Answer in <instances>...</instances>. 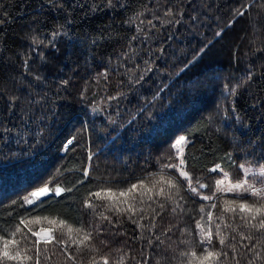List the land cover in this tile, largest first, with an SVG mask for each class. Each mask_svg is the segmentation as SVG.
<instances>
[{
    "label": "trees",
    "instance_id": "1",
    "mask_svg": "<svg viewBox=\"0 0 264 264\" xmlns=\"http://www.w3.org/2000/svg\"><path fill=\"white\" fill-rule=\"evenodd\" d=\"M181 159L199 195L167 167ZM217 164L233 181L264 164V0H0V230L25 257L0 264H35L36 247L40 264H200L191 251L222 247L223 264H264L239 210L258 198L221 190ZM48 236L66 243L33 246Z\"/></svg>",
    "mask_w": 264,
    "mask_h": 264
},
{
    "label": "snow or ice",
    "instance_id": "2",
    "mask_svg": "<svg viewBox=\"0 0 264 264\" xmlns=\"http://www.w3.org/2000/svg\"><path fill=\"white\" fill-rule=\"evenodd\" d=\"M236 12L238 15L243 16L244 15L243 5L241 6V8L237 9ZM73 139H69L67 141V144H72ZM187 140H188V138L186 136H180L175 141V143L172 145V147L176 148V146L184 144ZM188 142L190 143V141H188ZM180 151L182 153L183 149H180ZM230 158H231V156L229 154V159ZM89 159H91V157H89ZM184 164H185V161L183 159H181L179 161V164L167 165V167L176 168L179 171V175L184 177V179L188 182L189 190L192 193L199 195L198 189L195 187H191V178H190L189 173L187 171L182 170V168H181V166ZM239 167L243 170L245 178L242 180H237L235 183H232L231 187L228 189V191L237 192V194L240 195L243 199H247L249 197H257L258 198V200L251 205H249L247 203H241L239 205L240 212L247 214L244 216H240V219L242 221H244V225H243L244 227L256 229L258 232H261L262 234H264V202H261V201H264V188H255L253 185L249 184L248 178H247L249 170L243 164L239 165ZM217 170H220L223 173V170L221 169L219 164H217L214 168L210 169V171H213V172H215ZM85 175H87V171H85ZM223 175L227 176V173H223ZM257 175L264 178V164L258 165ZM157 182L159 183V181H157ZM260 182L262 184H264V179H261ZM165 183L169 184L171 187H177L178 186V185L172 183V181H170V180L165 181ZM197 183H199V182H197ZM216 183L217 184H223L224 180H222V179L218 180V181H216ZM137 187H138V185L133 184V185H131V187L126 188L124 190H121L119 192V195L122 197L127 196L128 194L132 193L133 190L137 189ZM199 187L200 188H206L207 185L206 184H199ZM48 191H49L48 188L45 187V188H41L39 190V192H33L31 195L35 197V196H39L41 194H47ZM62 191H64V190L59 188V187H57L55 189V193L57 195H59ZM101 191H103V189ZM101 191H97L93 195L97 198H100L101 197ZM107 191L109 193H111L112 190L108 189ZM244 194H247V195L245 196ZM158 195H165V189L163 187H161L159 189ZM168 198H171V197H168ZM200 198L203 200H212L215 198V196L214 195H212V196L203 195V196H200ZM23 199L27 204L33 203V201L31 199H29L27 196L24 197ZM150 199H151V197H150ZM41 203H43V201H41ZM87 206L90 208L93 207V205L91 203H89ZM113 207H116V206L115 205L107 206L108 210H111ZM159 207L161 209H163L164 204L161 203L159 205ZM211 207L215 208L216 205L212 204ZM129 210H132L134 213V211H135L134 206L129 204L128 209H121L118 207L116 208V211L118 213L129 211ZM225 210L229 211V212H236V209L234 207H227ZM153 211H155V210H153ZM172 211L174 212L175 209H172ZM203 211H204V208L201 207L200 212H203ZM99 215L103 219L109 220V223L111 224V219L109 217L104 216L103 213H100ZM209 217H211V213H209ZM128 219L131 220L132 219L131 216H129ZM201 219H203V217ZM253 221H256V222L253 223ZM132 222L136 223L135 220H133ZM21 223H24V221L21 220ZM196 223H197L198 228L201 227V224L199 221H197ZM225 226L227 227L228 225H225ZM217 227H219V225ZM16 231H19V225H17ZM28 231L32 233V236L40 237L39 231L33 232L32 229H30V228L28 229ZM41 231H43V230H41ZM76 231L79 232V231H81V229L77 228ZM93 231H99V229H93ZM185 231H186V229H185ZM234 231H235V229H234ZM68 232L69 233L72 232L71 227H69ZM14 235H15V232L8 233V232H4L3 230H0V239H3V246H2V248H0V261H19V260H23L25 258L24 256L21 255V252L19 250H10V245H18L19 244V241H16L15 239H11V237H14ZM240 235L243 236L244 239L250 240L252 238L251 236H244L243 232H241ZM211 237H212V233L208 232L207 233V239H202L200 241V243L201 244L210 243ZM92 238H93L92 232H88L84 236L85 241L91 240ZM157 239H158V237H157ZM231 239L235 240V236H232ZM54 240L57 244L63 245L66 243L62 239H56L55 237L48 236L47 238L37 239L36 241L33 242V246L35 247V245L40 244L42 241L44 243L51 244ZM228 240H229V238L227 236H219L218 243L221 246L227 245L228 248L235 250V245L228 242ZM79 243H83V241H80ZM260 245H264V240H261L257 246L250 248L249 251L254 253L255 257L257 259H264V257H261L260 253L256 251V247H258ZM245 247H247V246H245ZM31 250H32L31 248H26L25 254ZM35 252H36L35 257H33L32 255H27V259L29 261H32L33 259H35V264H40L39 256L41 253V249L39 247H36ZM181 255L187 257L189 255V253L183 252V253H181ZM227 256H228V252L226 250H224L223 247L221 248L220 251H211L208 248H203L202 254L199 257H197V253L195 251H191V257L198 259L200 261V264H209V262H213V261H220L221 264H223V262L221 261V257H227ZM89 264H97V262L93 259L89 262ZM103 264H109L107 257L103 258ZM237 264H239V261H237ZM248 264H255V261L249 260Z\"/></svg>",
    "mask_w": 264,
    "mask_h": 264
},
{
    "label": "rangeland",
    "instance_id": "3",
    "mask_svg": "<svg viewBox=\"0 0 264 264\" xmlns=\"http://www.w3.org/2000/svg\"><path fill=\"white\" fill-rule=\"evenodd\" d=\"M182 147H180V149H182ZM245 167L249 170L248 171V176H247L249 184L253 185L255 188H264V185H258L257 186L255 184V183H257V182H255V180L260 177V176L257 175V167H255V166H246V165H245ZM181 168H182V170L186 171L185 168H184V165H182ZM224 173H226V172H224ZM221 179L224 180V183L223 184H218V187L221 190H224V191H228V189L231 187V184L236 182V181H233L230 178V175L228 173H227V176H224L222 174V176H221V178L219 180H221ZM45 187H47V186H44V187H41V188H45ZM41 188L36 189L34 192H39V190ZM47 188L49 190L47 194H41V195L35 196V197L33 196L32 199L36 200V199H40V198H42V197H44L46 195H49L51 193V189L49 187H47ZM228 192L234 193V191H228ZM43 235H44V233H43ZM45 235H46V233H45Z\"/></svg>",
    "mask_w": 264,
    "mask_h": 264
}]
</instances>
